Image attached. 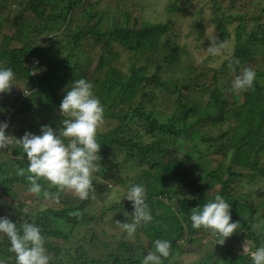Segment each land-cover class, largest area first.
<instances>
[{
	"label": "trees",
	"instance_id": "trees-1",
	"mask_svg": "<svg viewBox=\"0 0 264 264\" xmlns=\"http://www.w3.org/2000/svg\"><path fill=\"white\" fill-rule=\"evenodd\" d=\"M101 3L0 0V67L13 69L14 83L25 86L17 90L18 95L14 88L0 93L1 108L5 112L15 108L7 133L20 138L26 131L40 134L41 125L62 127L59 105L67 86L80 78L93 83L104 109L103 123L118 120L112 127L98 130L101 164L89 198L79 202L63 199L59 192L64 190L41 180L38 194L59 197L61 205L45 206L34 216L23 210L25 201L17 199L7 205L4 200L16 199V187L18 192L23 186L29 188L26 154L15 143L0 149V216L17 226L24 222L39 225L51 264H141L154 251L157 239L171 245L162 264H182L184 244L198 240L199 234H211L191 227L192 208L221 195L231 206L238 231L224 244L217 243V250L201 253L195 264H250L241 252L243 243L264 246V6L259 14L250 16L253 24L248 28L246 15L220 14V0H212L218 35L229 38L227 24L238 23L233 52L211 66L208 58L193 60L185 48L170 38L164 40L172 28L170 22L134 17L130 25L132 10L126 4L116 6L124 8L118 10L124 19ZM170 6L171 11L179 9L176 1ZM80 7L83 10L73 18ZM7 23L11 32H5ZM195 25L203 36V23ZM163 51L168 52L163 55ZM182 52L187 59L181 58ZM153 62H157V70L148 75ZM245 68L256 72L253 87L240 93L241 101L228 98L230 84L221 87L219 81L231 75L236 78ZM162 69L169 71L165 79ZM179 73L182 76H173ZM14 119L20 129L10 132ZM208 155L221 157V162L205 171L200 159ZM133 184L144 186L152 221L139 225L132 237L106 229L102 236L91 229L97 214L103 218L107 209H123L111 214L128 219L124 212L131 215V202L101 201L99 206L98 197L115 189L114 185L128 189ZM213 188L216 192L209 193ZM257 196L260 199L253 203ZM13 210L16 216L10 214ZM123 222L112 217L109 222L106 217L103 220L115 229ZM0 260L15 264L10 242L2 235Z\"/></svg>",
	"mask_w": 264,
	"mask_h": 264
},
{
	"label": "clouds",
	"instance_id": "clouds-1",
	"mask_svg": "<svg viewBox=\"0 0 264 264\" xmlns=\"http://www.w3.org/2000/svg\"><path fill=\"white\" fill-rule=\"evenodd\" d=\"M222 47L221 43L209 50L216 54ZM234 63L238 65L239 60ZM14 77L13 69L0 67V93L11 91ZM255 78V70L245 68L232 81L231 88L236 92L246 91L253 87ZM93 89V83L85 78L73 80L71 86H67L59 105L63 117L59 129L41 125L40 134L26 131L17 138L7 134L8 124L0 121V149L12 147L15 143L26 154L30 192L40 193L42 185L39 181L44 180L50 187L73 192L80 200L89 198L94 174L100 170L101 144L97 141V134L104 119L103 106ZM122 199L132 203L130 220L121 224L122 230L132 237L139 225L148 224L153 219L147 193L143 185L133 184L123 193ZM230 208L221 195H216L202 206L192 208L189 216L191 227L218 236L217 243L222 245L239 228V223L232 221ZM124 214L128 216L129 213L125 211ZM0 235L6 236L10 242L15 264H51L52 257L45 247L46 239L39 225L24 222L17 226V222L0 216ZM170 247L168 240H155L154 251L145 255L141 264H162V260L170 255ZM242 250L250 264H264V246L246 241ZM0 264L4 262L0 260Z\"/></svg>",
	"mask_w": 264,
	"mask_h": 264
},
{
	"label": "rangeland",
	"instance_id": "rangeland-1",
	"mask_svg": "<svg viewBox=\"0 0 264 264\" xmlns=\"http://www.w3.org/2000/svg\"><path fill=\"white\" fill-rule=\"evenodd\" d=\"M96 1V0H93ZM176 1L177 5L179 7L178 10L171 11V2ZM101 6L107 8L108 6H111L113 10L109 9L110 11H117L116 6L125 7L126 4L129 9L132 10V16H131V24L134 23V17H139V19H145L150 22H170L172 25V28L166 33V35L163 37L164 40L167 38H170L172 41L176 43V45L181 46L182 50L184 48L190 52L191 59H195L197 61L202 60L203 58H208V64L211 66H217L221 63V61L227 57L229 54L233 52V47L235 45V35H234V27L238 23V21L229 22L227 24V30L231 32V36L229 38H222L219 33V28L217 27L215 21L213 20L214 14L213 9L211 8L212 0H101ZM170 6V8H169ZM264 6V0H220V14H231L234 15L242 14L246 15V25L248 28L253 24L252 20H250V16L257 15L261 11L262 7ZM83 10V7L77 8V10L74 11L72 17L75 18L79 12ZM121 14V17L125 19V16L122 14V12H118ZM264 15V14H263ZM13 18V17H11ZM264 20V18H263ZM262 20V21H263ZM202 22L204 25V33L203 36L198 35V29L196 28L195 23L196 22ZM10 23V22H9ZM11 32L12 30L9 29V24L7 23L5 25V32ZM223 44V47L221 48L219 53L213 54L209 49L211 47H217L220 44ZM168 51H163V55H165ZM181 58L187 59L188 56L185 52L181 53ZM124 59H127L124 55ZM157 70V62H153L148 70V75L154 73ZM42 70H38V72H41ZM169 74V71L166 69L161 70V77L162 79H165ZM211 75V72H210ZM173 76L180 77L182 76L181 73L179 74H173ZM223 76V75H222ZM235 79L233 75L228 77H222L219 81L220 86L222 87L224 84L229 83L230 87L232 84V81ZM25 87L21 82H15V84L12 86L16 91ZM154 87V86H153ZM152 87V88H153ZM30 90L25 91V93L28 94ZM242 92V91H241ZM241 92L236 91H229L227 89V97L232 98L233 100L241 101L242 97L240 96ZM4 94H7L4 93ZM25 94V95H27ZM10 96V95H9ZM205 100L208 99V96H205ZM233 122L236 121L235 118L231 119ZM110 121L108 123H102L100 125V129L106 130L115 123L118 122L117 119H110L107 120ZM20 129V124L18 119H14L11 124L10 132L13 130ZM99 129V130H100ZM190 131H194L191 129ZM221 162V157L219 156H211L208 155L202 159H200V167H202L205 171L208 169H214L218 166V164ZM134 172H132L133 174ZM96 177V174H94V178ZM112 185L113 183L106 182V185ZM115 189H112L111 191L108 190L107 193H102L99 198V206L103 205L104 201L106 203L111 201H119L124 200L126 202H130L127 199H122L123 193L127 191L125 186H118L114 185ZM23 191L18 192L17 189V196L16 199L13 197H4V200L6 201V204L8 205L10 202H17V199L23 200L26 202V205L23 207V210L29 212V216H34L39 209L46 208L45 206H60V199L59 197L52 196V195H43L36 194V193H30V191L27 190V187L23 186ZM60 191V195L62 194L63 199H70L73 202H79L80 199L71 191L64 190L62 193ZM216 192V188H213L210 190L209 193ZM260 197L257 196L253 203H255L257 200H259ZM252 203V202H251ZM91 208H95L94 206H91ZM96 213L99 212L97 209H93ZM104 217L106 219L111 220V217L115 222L121 223L122 221H126L131 216L128 214V219L123 220V218L119 215H113L111 213L120 214L123 212V209H117L116 212H111V210L107 209L105 210ZM110 211V212H109ZM10 214L12 216L17 215V211L13 210L10 211ZM25 217L24 215H21ZM104 217L102 218L101 215L97 214V218L94 220V224L91 226V229L96 230L100 235H105L104 230H110L111 234H118L122 235L125 232L122 230V227L120 228H112L108 226L107 224L103 223ZM256 219H258V216H256ZM59 223H63L60 219ZM130 220V219H129ZM114 227V226H113ZM114 231V232H113ZM107 234V232H106ZM212 234V233H211ZM209 233H203L199 234L197 236L198 240L196 239L194 242L186 243L184 244L183 248L185 249L182 254H180V262L184 264V262H189L190 264H195L201 256V253L203 254L205 251H209L212 249L217 250V240L219 239L216 235H211ZM141 238H145L144 234H141ZM245 243V242H244ZM243 243V244H244ZM93 247V246H92ZM241 252L243 254V250L241 249ZM97 254V252L95 253ZM244 256L246 254H243ZM188 263V264H189Z\"/></svg>",
	"mask_w": 264,
	"mask_h": 264
},
{
	"label": "built area",
	"instance_id": "built-area-1",
	"mask_svg": "<svg viewBox=\"0 0 264 264\" xmlns=\"http://www.w3.org/2000/svg\"><path fill=\"white\" fill-rule=\"evenodd\" d=\"M18 94L19 93L17 91L14 92V95H18ZM23 96H27V95H23ZM14 111H15V108H12L11 110L5 112L0 106V121L6 122L8 124L7 132L10 127V118Z\"/></svg>",
	"mask_w": 264,
	"mask_h": 264
}]
</instances>
